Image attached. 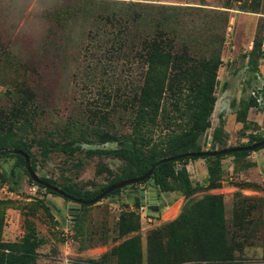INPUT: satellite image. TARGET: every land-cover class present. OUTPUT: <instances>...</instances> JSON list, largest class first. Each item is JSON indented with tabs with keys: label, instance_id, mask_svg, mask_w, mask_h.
<instances>
[{
	"label": "rangeland",
	"instance_id": "obj_1",
	"mask_svg": "<svg viewBox=\"0 0 264 264\" xmlns=\"http://www.w3.org/2000/svg\"><path fill=\"white\" fill-rule=\"evenodd\" d=\"M129 5L180 7L183 25L174 28L181 33L178 41L200 51L199 39L211 38L207 28L221 24V16L213 13L224 11L227 26L211 126L199 141L203 150H209L220 127L223 144L215 149L238 146L251 136L264 137V0H0V147L28 146L38 178H48L58 188L94 191L129 169L117 142H102L98 134L123 135L133 129L130 104L139 92L144 65L131 58L127 48L112 51L114 27L105 19L113 7ZM253 98L256 104L248 106ZM162 133L159 126L153 137L159 139ZM42 141L57 142L58 149L47 151ZM68 143L72 149L61 148ZM207 165L205 158L185 162L189 177V170L201 175ZM180 167L177 164L176 169ZM260 173L264 175V147L238 158L223 157L218 186L197 191L188 202L174 190L162 192L157 210L149 209L147 201L142 208L140 186L149 185L135 183L75 208V202L33 181L23 161L2 154L0 255H22L32 249L36 254L29 264H97L113 245L135 235L121 233L120 215L126 211L140 216L143 252L150 230L205 194L222 195L230 224L241 197L264 199ZM206 178L201 183L190 180L203 187ZM172 202L179 204L166 211ZM99 247L106 250L93 258ZM245 251L248 257H259L261 246Z\"/></svg>",
	"mask_w": 264,
	"mask_h": 264
},
{
	"label": "trees",
	"instance_id": "obj_2",
	"mask_svg": "<svg viewBox=\"0 0 264 264\" xmlns=\"http://www.w3.org/2000/svg\"><path fill=\"white\" fill-rule=\"evenodd\" d=\"M213 14L221 16V24L217 22L207 28V34L211 38L199 39L202 40L199 42H202L203 50L200 51L198 47L189 49L188 44L178 41L181 33H177L174 28L179 30L183 25L180 7H113L105 15L106 21L114 27L112 51L119 53L127 48L130 57L141 61L144 67L139 92L132 96L130 104L133 110L131 133L115 135L102 131L98 134L102 142H117L120 153L130 165L129 169L94 191L64 186L60 189L65 195H61L43 183L38 184L46 188L47 192L61 195L66 200H91L117 181L141 176L154 165L152 173L139 183L152 185L158 192L178 190L188 202L197 191L216 188L221 178V159L227 155L235 158L246 156L250 150L216 156H192V153L205 151L199 139L211 126L210 116L216 100L214 88L224 42L222 32L227 26L224 11ZM254 104L255 98L249 101L248 106ZM25 107L20 106L19 109L24 110ZM12 121L14 118L10 124ZM29 125L31 126L30 123ZM159 126L163 133L161 138L155 139L153 132ZM221 129L216 128L207 151L217 150L215 145L223 144L218 134ZM263 138L251 136L245 143L229 147L248 146ZM58 144L42 141L47 151L58 149ZM13 147L29 155L28 146L16 144ZM262 147L264 145L254 150ZM61 148L70 150L73 147L68 143L61 144ZM6 154L24 162L21 155ZM167 157L175 158L161 161ZM197 158L208 159L207 178L203 187L192 183L185 168V162ZM177 164H181L178 169ZM40 180L53 185L48 178ZM120 190L115 189L104 197ZM84 206L87 204H80V207ZM254 211H258V214ZM119 225L122 234L135 235L113 245L101 255V261L97 264L264 262V199L261 197H241L234 205L230 224L225 218L221 194H205L188 206L184 203L175 218L146 234L145 256L138 233L141 227L139 214L135 211L122 213ZM255 244L261 246V255L248 257L245 249ZM1 254L0 264H29L34 261L36 253L28 249L22 255Z\"/></svg>",
	"mask_w": 264,
	"mask_h": 264
},
{
	"label": "water",
	"instance_id": "obj_3",
	"mask_svg": "<svg viewBox=\"0 0 264 264\" xmlns=\"http://www.w3.org/2000/svg\"><path fill=\"white\" fill-rule=\"evenodd\" d=\"M264 145V138L258 142H255L251 145L248 146H242V147H226L223 149H217L214 151H200V152H195L192 153V156L195 157H202V156H216V155H223V154H229L232 152H236V151H241V150H254L258 147H261ZM6 153H13V154H18L21 155L24 158V165H25V169L29 175V177L38 183H43L44 185H46L47 187H49L50 189H53L55 191H57L58 193H60L61 195H65V193L58 187L54 186V185H49L45 182H43L42 180H40L38 178V176L36 175L35 171L32 169L31 164H30V158L29 155L27 153H25L23 150L13 147V148H1L0 149V154H6ZM175 157H167V158H163L161 159V161H166V160H173ZM154 168V165H152L143 175L138 176V177H131V178H126V179H122L117 181L116 183L112 184L110 187H108L107 189H105L103 192H101L100 194H98L97 196H95L93 199L91 200H74L73 202L75 208H79L80 204H92L97 202L98 200H100L101 198H103L107 193L115 190V189H121L124 188L128 185L131 184H135V183H139L141 181H143L144 179H146L151 173L152 170ZM157 190L152 186L149 185L148 189L145 188H141L140 189V196L143 200H146L148 202V207L151 210H157Z\"/></svg>",
	"mask_w": 264,
	"mask_h": 264
},
{
	"label": "crops",
	"instance_id": "obj_4",
	"mask_svg": "<svg viewBox=\"0 0 264 264\" xmlns=\"http://www.w3.org/2000/svg\"><path fill=\"white\" fill-rule=\"evenodd\" d=\"M259 172H261V170L258 168L257 169ZM189 172L192 174L190 177H191V179L192 178H195V180L197 181H200V183L201 182H203V178L204 177H206V175H207V171L206 170H204V171H202L203 173H201V175H197V172L198 171H196V173H195V170H192V171H190L189 170ZM258 178H259V181H261L262 183H263V185H264V175L262 174V173H260V174H258ZM140 188H145V189H148V188H146V187H144V186H140ZM162 192H159V197H157V202H158V200H160L159 198H161L162 197ZM183 200V199H182ZM143 201H144V204H146V200H141V207L143 208ZM180 202H181V199H180ZM148 203V202H147ZM179 203H176V202H172L171 204H167L165 207H164V209L166 210V211H169V210H171V209H173V208H175L177 205H178ZM167 213V212H166ZM95 251V253H93V255H92V257L93 258H97L101 253H103L106 249L105 248H102V247H99V248H96V249H94ZM145 250H146V247H145ZM145 250H143V253H144V256L146 255L145 254ZM86 264V263H85ZM186 264H190V263H186ZM243 264H264V262H253V263H243Z\"/></svg>",
	"mask_w": 264,
	"mask_h": 264
}]
</instances>
